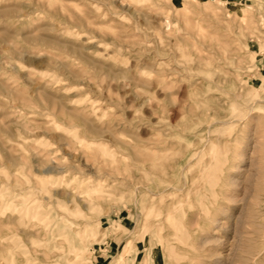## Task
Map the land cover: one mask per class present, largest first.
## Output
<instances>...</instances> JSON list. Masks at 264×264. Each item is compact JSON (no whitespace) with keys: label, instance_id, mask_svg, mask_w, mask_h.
Returning <instances> with one entry per match:
<instances>
[{"label":"rangeland","instance_id":"obj_1","mask_svg":"<svg viewBox=\"0 0 264 264\" xmlns=\"http://www.w3.org/2000/svg\"><path fill=\"white\" fill-rule=\"evenodd\" d=\"M0 264H264V0H0Z\"/></svg>","mask_w":264,"mask_h":264},{"label":"bare ground","instance_id":"obj_2","mask_svg":"<svg viewBox=\"0 0 264 264\" xmlns=\"http://www.w3.org/2000/svg\"><path fill=\"white\" fill-rule=\"evenodd\" d=\"M185 186V185H184ZM161 193V192H160Z\"/></svg>","mask_w":264,"mask_h":264}]
</instances>
